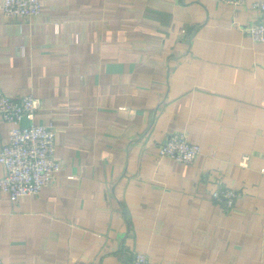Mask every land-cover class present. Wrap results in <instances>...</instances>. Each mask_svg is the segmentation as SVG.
Segmentation results:
<instances>
[{
	"label": "crops",
	"instance_id": "1",
	"mask_svg": "<svg viewBox=\"0 0 264 264\" xmlns=\"http://www.w3.org/2000/svg\"><path fill=\"white\" fill-rule=\"evenodd\" d=\"M41 2L30 19L0 13V88L42 99L35 121L55 129L62 168L37 195L0 193L3 264H131L137 251L153 264H264L251 0ZM12 126L0 118V149ZM178 131L201 146L192 163L158 154ZM220 187L239 192L235 207L214 200Z\"/></svg>",
	"mask_w": 264,
	"mask_h": 264
},
{
	"label": "built area",
	"instance_id": "2",
	"mask_svg": "<svg viewBox=\"0 0 264 264\" xmlns=\"http://www.w3.org/2000/svg\"><path fill=\"white\" fill-rule=\"evenodd\" d=\"M222 1L241 5L245 0ZM251 6L259 12V17L246 26V31L254 41L264 42V0H251ZM41 10V0H0V13L21 19H30ZM42 106L40 97L33 94L13 96L0 88V118L13 123L8 141L0 149V163L5 170V174L0 176V193L7 194L11 199L39 194L62 168L56 157L55 129L35 121ZM25 118L31 123L22 124ZM200 152L199 144L190 141L185 132L178 131L160 145L158 154L192 163ZM242 158V164H246L250 154L245 153ZM238 197L239 192L231 187L213 191L214 200L226 210L235 207ZM0 264H3L1 257ZM131 264L153 263L147 253L137 251Z\"/></svg>",
	"mask_w": 264,
	"mask_h": 264
},
{
	"label": "trees",
	"instance_id": "3",
	"mask_svg": "<svg viewBox=\"0 0 264 264\" xmlns=\"http://www.w3.org/2000/svg\"><path fill=\"white\" fill-rule=\"evenodd\" d=\"M218 203V202H217Z\"/></svg>",
	"mask_w": 264,
	"mask_h": 264
}]
</instances>
